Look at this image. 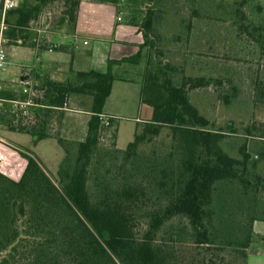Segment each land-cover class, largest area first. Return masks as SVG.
Wrapping results in <instances>:
<instances>
[{"label": "trees", "instance_id": "trees-1", "mask_svg": "<svg viewBox=\"0 0 264 264\" xmlns=\"http://www.w3.org/2000/svg\"><path fill=\"white\" fill-rule=\"evenodd\" d=\"M48 1L21 0L16 7L7 11L8 27L4 34L12 40L22 36L23 27ZM64 2L63 14L73 23L79 0ZM239 12L240 9L237 13L242 18ZM133 17L128 22L138 27L143 38L136 52L117 59L109 58L105 71L78 70L74 72V78L65 80L42 76L34 85L42 91L40 98H35V103L44 107L41 110L45 111L62 106L71 95H89L90 119L84 140L76 143L74 161L71 162L68 157V145L58 138L66 150L57 170L60 186L53 181L51 173L32 150H20L26 158V165L18 179L0 171V264H16L20 255L30 253L31 249L33 256L30 264H60L62 254L56 253L57 250L52 251L51 246L57 243L61 234L69 243H77L73 241L77 231H68L66 225H61V216L56 217L57 210L68 211L75 226L82 229L80 234L84 236L85 242L78 245L76 250L80 255L85 252L83 256L86 264H117L114 257L127 264H161L151 242L152 236L167 219L175 215L186 216L194 231L196 245L191 264H246L254 235L253 223L249 245L217 244L215 230L208 225L210 207L218 182L236 181L243 190L251 189L261 194L264 190V174L257 172V164L248 152L246 143L240 144L238 148L240 157L230 155L220 144L226 134L225 129H215L213 121L191 102L189 90L208 85L212 78L183 75L180 83H175L171 73L175 70L174 66L159 59L154 67H145L140 101L152 107V116L148 120L137 121L133 139L122 150L128 159L138 151L140 145L167 129L169 150L165 159L169 163L161 169L159 185H167L172 195L160 210L152 213L141 240H134L121 202L90 196L88 167L98 144L101 125L98 113L103 111L115 79L111 67L124 62L138 64L145 46L153 47L158 55L161 54L151 36L155 18L158 17L155 8L149 7L140 22ZM239 28L255 36L264 49L262 24L241 21ZM0 96L14 98L13 93L3 89H0ZM110 117L111 121L117 118L114 115ZM22 119L11 113L3 120L10 129L31 134L34 142L49 136L45 120L26 126L22 124ZM229 123L228 127H231ZM121 193L126 197L132 192L123 188ZM258 207L252 222L264 220V204Z\"/></svg>", "mask_w": 264, "mask_h": 264}, {"label": "rangeland", "instance_id": "rangeland-1", "mask_svg": "<svg viewBox=\"0 0 264 264\" xmlns=\"http://www.w3.org/2000/svg\"><path fill=\"white\" fill-rule=\"evenodd\" d=\"M118 1L120 7H129L127 10L123 9L126 14L124 16L123 13V23L128 22L132 16L135 21L140 22L149 7L155 8L158 17L155 18L156 24L151 36L161 54L158 55L153 47L146 46L138 64L127 63L129 67H118L116 75L141 81L145 67H154L160 59L175 67L171 72L175 83H180L183 75L212 78L208 85L189 90L191 102L213 121L215 129H225L226 134L220 144L230 155L240 157L238 148L240 144L246 143L248 152L257 164V172L264 174V49L255 36L239 28L241 21L264 26V0ZM63 5L64 0H54L43 6L40 18L37 13L32 23L37 25L41 18L42 23L43 20H49L55 8L61 9ZM232 5L235 9H240L242 18L237 13L238 9L235 10ZM23 34L27 36V33ZM5 37V43L12 42L8 41L6 35ZM72 78L74 75L70 77ZM27 88L26 94L14 100L30 99L31 102H13L11 107V113L23 118L22 124L26 126L43 122L45 118V110L39 112L42 115L39 116L35 109H44L35 103V98H40L42 91L34 86ZM115 89L116 98L110 99L112 101L109 104L116 106L119 112L114 121H110L108 125H100L98 144L88 167V190L91 198L121 202L128 216L133 238L138 241L146 233L152 213L160 210L172 195L171 189L167 190V185H159L161 169L169 163L165 159L169 140L167 129H164L159 136L140 145L138 151L126 159L122 149L133 139L136 123L142 117L140 99L138 91L122 93L117 87ZM71 96L79 98L83 108H90L89 95ZM75 102L77 101L74 100L73 103ZM228 122L231 127H228ZM0 133L18 146L27 147L32 144L29 134L13 133L5 129H0ZM39 144L43 153L53 154L56 150L62 152L54 140L48 139ZM29 148L39 151L46 158L40 148L38 150L33 145ZM75 156L76 150L74 146H70L68 157L71 162ZM41 159L43 166L51 173L50 177L60 186L58 165H52L49 158ZM0 171L10 176L3 171L1 164ZM123 188L130 189L132 193L125 197L121 193ZM258 194L251 189L243 190L236 181L216 184L208 225L215 230L217 244L249 245L252 221L256 217L258 206L264 204V190L259 196ZM58 216H61L59 222L66 225L68 231H77L73 237V241L77 243H69L61 234L51 250L62 254L60 264H86L83 256L85 252L80 255L76 250L78 245L85 242L84 236L80 234L82 229L75 226L68 211L57 210L56 217ZM257 241L256 236H253L250 250L256 247ZM151 242L158 252L161 264H191L193 260L195 236L184 215L167 219L153 234ZM29 252L24 256L20 255L16 264H30L32 249ZM114 258L117 264H127L118 257Z\"/></svg>", "mask_w": 264, "mask_h": 264}, {"label": "crops", "instance_id": "crops-1", "mask_svg": "<svg viewBox=\"0 0 264 264\" xmlns=\"http://www.w3.org/2000/svg\"><path fill=\"white\" fill-rule=\"evenodd\" d=\"M51 2L54 0L41 6L38 12L39 18L43 6ZM64 7L65 2L61 9L55 8L51 18L43 20V23L42 18L38 19L37 25L32 23L34 18L31 19L23 27V32L27 33V36L23 34L13 40L9 38L8 41L12 40V42L5 43L6 64L0 69V89L13 93L14 98H7L8 100L0 107V129L29 134L25 131L10 129L3 120L11 114L12 99L26 94L22 90L23 87L34 86L42 76H48L54 80H65L70 79L78 70L105 71L109 58L117 59L131 55L137 51L138 44L143 41L142 34L136 25L129 22L123 23L126 16L124 10L129 8L127 5L120 7L119 4L99 0H79L76 20L73 23L63 14ZM118 16L121 18L118 19ZM127 65L124 62L113 64L111 67L115 79L102 111L110 116H116L119 112L116 106L109 104V101H112L110 99L116 98L115 87L122 93L138 91V99H140L142 80L121 77L115 73L118 67H129ZM72 100L77 102L73 103ZM79 102V98L69 96L62 106L45 111V118L44 116L43 118L46 121L48 137L34 142L33 136L29 134L32 137L31 145L38 150L40 148L42 153L44 151L39 143L48 139L54 140L58 148H61L62 152L56 150L53 154L43 153L52 165L59 166L66 154L63 143L61 144L58 138L68 145V150L70 146H74L76 150V143L84 140L87 134L90 108H83ZM139 103L142 116L140 120L150 119L152 107L141 101ZM35 109L37 115L42 116L39 112L43 110L37 107ZM31 145L18 146L0 133V164L3 171L8 172L13 178L21 176L26 165V158L20 150H32L44 164L41 158H46L39 151L30 149ZM253 234L258 241L254 249L248 250L246 264H264V220L253 222Z\"/></svg>", "mask_w": 264, "mask_h": 264}, {"label": "built area", "instance_id": "built-area-1", "mask_svg": "<svg viewBox=\"0 0 264 264\" xmlns=\"http://www.w3.org/2000/svg\"><path fill=\"white\" fill-rule=\"evenodd\" d=\"M1 1V9H0V69L5 67L6 64V51H5V41L7 38L4 35V31L8 27V23L6 22V13L8 10L16 7L21 0H0ZM121 17L118 16V19ZM52 50V48H50ZM24 92L28 91L27 87H23L22 89ZM8 100L6 97L0 96V107L3 105V103ZM13 102H18L21 104H27L30 103L31 100H25V101H20V100H13ZM98 118L100 120L101 125H108L111 121L110 115L104 113V112H99L98 113Z\"/></svg>", "mask_w": 264, "mask_h": 264}]
</instances>
